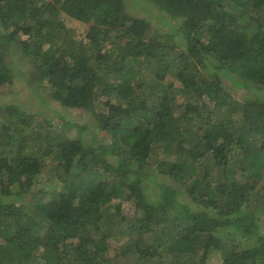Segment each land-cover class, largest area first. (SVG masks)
<instances>
[{
    "label": "trees",
    "instance_id": "trees-1",
    "mask_svg": "<svg viewBox=\"0 0 264 264\" xmlns=\"http://www.w3.org/2000/svg\"><path fill=\"white\" fill-rule=\"evenodd\" d=\"M143 1L182 21L164 32L127 0H0V90L15 48L42 103L96 124L86 142L0 105V264H198L211 249L264 264V0ZM43 173L59 187L33 191Z\"/></svg>",
    "mask_w": 264,
    "mask_h": 264
},
{
    "label": "rangeland",
    "instance_id": "rangeland-1",
    "mask_svg": "<svg viewBox=\"0 0 264 264\" xmlns=\"http://www.w3.org/2000/svg\"><path fill=\"white\" fill-rule=\"evenodd\" d=\"M127 5L128 7L133 10V12H135V14L137 15H145L147 14V12L152 13L153 17L152 20L155 22L157 17H163L165 20L168 17V15L164 12H157L158 9L154 8L153 6H151L150 4H148L147 2H142L140 4H138L137 2H134V0H127ZM148 6V8H143L144 6ZM164 14V16H163ZM226 14L234 17L237 14V11H231V9H228L226 11ZM159 15V16H157ZM169 20L167 21V23H165L164 25H162V27L160 28V30H163L164 32L168 31V30H172V26L174 25L175 27L179 26V22L182 21L181 18H177V19H171L170 17H168ZM157 22V20H156ZM158 23V22H157ZM70 26L73 28V34L75 35L76 38H81L85 33H86V26L84 24H82L79 21H72L71 23H69ZM1 31L2 33L5 32V28L3 29L1 27ZM207 37H204V39ZM13 59H11L12 57L8 56V61H11L12 63H16L19 67L18 69L20 70L19 73L16 74L14 83L11 85H7L5 86L3 89L0 90V105L2 106H6L9 105L11 103H18L23 105L26 108H29V112H33L34 114H36V121L42 120L44 118H53V123H54V129L55 132H62V133H69L71 136H79V138L83 139L84 141H89L91 136L93 134L96 133V124L94 122L93 117H88L85 114H82L78 109L75 110H68V109H64V108H60L57 112H54L52 110L51 107H49L47 105V103H42L41 97L40 95L35 94L31 88L26 87L24 83H22V79L24 77V74H26L28 71L31 70L32 68V64L29 62L28 59L23 58V56L21 55V53H17L18 51L13 48ZM168 81H172L175 83V85H180V83L178 82V80L176 78H172V79H167ZM42 90V89H40ZM236 92V91H235ZM43 93V92H42ZM239 96H242L243 93L242 91H237L236 93ZM44 96V93H43ZM100 103V102H99ZM102 105V108L99 109V112H104L105 110V105L100 103ZM63 116H66L68 118V120H73V119H77V124H72V126H65L64 124V120H63ZM63 123V125H61ZM82 123V124H81ZM79 126H83V127H79ZM70 127V128H67ZM159 155H161V151L158 152ZM161 157V156H159ZM54 177L51 176V174L49 173H43L40 178L38 179V183L36 184V186L33 188V191L36 189H39L40 187H50L51 185H58L57 187H59V184L54 182ZM157 179L162 180V177H158ZM158 188L159 186L155 184L154 186V190ZM17 189V188H16ZM32 191V190H31ZM30 191V192H31ZM49 198V196L47 197V199ZM24 201V200H22ZM25 202L27 203V205L32 206L34 201L31 199L25 200ZM114 206H116L117 212H121L122 214L126 215V214H130L132 207V203L129 201H121L119 199L114 200L113 202ZM119 207V208H118ZM114 208V207H113ZM115 208L112 210L113 212L116 210ZM133 210V209H132ZM208 215L211 217L213 215L212 211L208 212ZM121 219V217H119ZM116 234H114L112 237L110 236L109 241L111 243L110 245V249H109V253L111 255L115 254V249L120 247L122 242L115 236ZM237 237H240V235H238ZM123 242H125V240H122ZM200 253L198 255H196V261L198 264H201V260H204L205 262L202 261V264H224V261L222 260L221 257V253L220 251H216V250H209L208 253L206 254L205 251L200 250ZM199 262H198V260Z\"/></svg>",
    "mask_w": 264,
    "mask_h": 264
}]
</instances>
